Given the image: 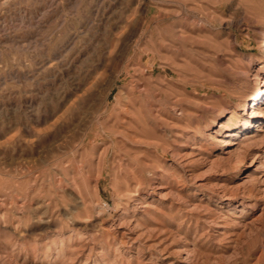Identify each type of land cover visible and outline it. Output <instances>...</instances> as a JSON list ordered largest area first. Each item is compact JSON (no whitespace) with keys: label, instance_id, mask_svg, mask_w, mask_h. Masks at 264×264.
I'll use <instances>...</instances> for the list:
<instances>
[{"label":"rangeland","instance_id":"obj_1","mask_svg":"<svg viewBox=\"0 0 264 264\" xmlns=\"http://www.w3.org/2000/svg\"><path fill=\"white\" fill-rule=\"evenodd\" d=\"M263 44L264 0H0V264H264Z\"/></svg>","mask_w":264,"mask_h":264},{"label":"bare ground","instance_id":"obj_2","mask_svg":"<svg viewBox=\"0 0 264 264\" xmlns=\"http://www.w3.org/2000/svg\"><path fill=\"white\" fill-rule=\"evenodd\" d=\"M263 46H264V44H263ZM259 73V72H258ZM264 79V78H263ZM251 98H253V99H255L256 101H259V102H261V106L258 108L257 107V109H259V110H257V112L258 113H260V115L261 116H259V115H252L251 116V118H248V119H246V121H245V126L249 129V128H254L255 127V125H262L263 123H264V113H261L260 111V109L261 108H263V106H262V104H264V87L262 88V87H258V92H257V94H256V96L254 95L253 97H251ZM239 99V98H238ZM263 102V103H262ZM242 104V106H243V108H244V110H246L247 109V102H243V103H241ZM257 104V103H256ZM264 109V108H263ZM258 123V124H257ZM247 129V130H248Z\"/></svg>","mask_w":264,"mask_h":264}]
</instances>
